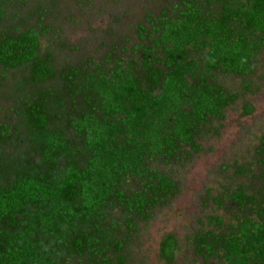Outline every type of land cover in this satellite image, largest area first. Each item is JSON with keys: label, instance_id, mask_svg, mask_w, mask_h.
<instances>
[{"label": "trees", "instance_id": "16d2710c", "mask_svg": "<svg viewBox=\"0 0 264 264\" xmlns=\"http://www.w3.org/2000/svg\"><path fill=\"white\" fill-rule=\"evenodd\" d=\"M36 1L21 17L14 6L28 0H0V68L25 74L12 96L13 122L0 123V264H128L139 223L178 192L148 163L197 149L200 128L237 101L219 79L254 73L264 0H189L176 20L150 16L155 42L140 60L121 57L110 71L91 61L58 69L55 55L43 56L48 29H20L48 10ZM232 198L241 208L256 203L242 192ZM239 226L230 236L196 234L198 253L264 264V223ZM177 250L176 238L165 236L161 259L173 264Z\"/></svg>", "mask_w": 264, "mask_h": 264}, {"label": "rangeland", "instance_id": "374dc122", "mask_svg": "<svg viewBox=\"0 0 264 264\" xmlns=\"http://www.w3.org/2000/svg\"><path fill=\"white\" fill-rule=\"evenodd\" d=\"M43 1L48 2V10L26 18L20 27L48 29L41 39V54L55 55L58 69L68 63L79 66L91 61V67L102 66L110 71L121 57L125 61L140 60L141 48L155 42L158 35L152 36L150 16L160 18L167 12L169 21L176 20L189 0ZM36 2L28 0L20 10L14 6L16 14L25 17ZM214 8L218 9L216 5ZM17 21H13V26L19 30ZM191 48V58L199 61L200 48ZM24 76L23 72L0 68V123L13 122L12 96ZM219 81L238 99L224 110L222 119L200 128L195 138L197 149L184 146L173 161L155 158L148 163L151 169L176 182L178 192L172 200L155 208L148 222L139 223V230L128 245V264H166L160 256V245L168 235L178 242L173 264H229L223 252L215 256L207 251L198 253L194 236H230L246 220L264 223L259 214L264 208V46L255 57L251 76L223 74ZM138 184L134 179L126 182L131 190ZM238 192L254 198L256 203L241 208L232 198ZM215 218L222 222L220 226L212 220Z\"/></svg>", "mask_w": 264, "mask_h": 264}]
</instances>
